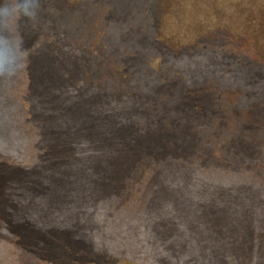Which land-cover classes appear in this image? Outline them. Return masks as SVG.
<instances>
[{"label":"rangeland","instance_id":"374dc122","mask_svg":"<svg viewBox=\"0 0 264 264\" xmlns=\"http://www.w3.org/2000/svg\"><path fill=\"white\" fill-rule=\"evenodd\" d=\"M0 78V264H264V0H42Z\"/></svg>","mask_w":264,"mask_h":264},{"label":"clouds","instance_id":"9594fccd","mask_svg":"<svg viewBox=\"0 0 264 264\" xmlns=\"http://www.w3.org/2000/svg\"><path fill=\"white\" fill-rule=\"evenodd\" d=\"M42 0H0V78L9 79L22 70L24 58L17 56L22 51L23 41L19 36L14 49L10 43L9 29L19 32L20 26L38 22Z\"/></svg>","mask_w":264,"mask_h":264}]
</instances>
